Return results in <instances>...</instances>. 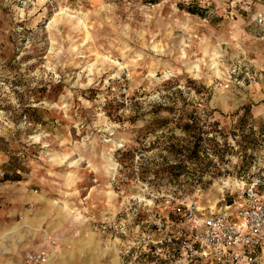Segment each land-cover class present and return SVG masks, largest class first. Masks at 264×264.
<instances>
[{"label": "rangeland", "instance_id": "1", "mask_svg": "<svg viewBox=\"0 0 264 264\" xmlns=\"http://www.w3.org/2000/svg\"><path fill=\"white\" fill-rule=\"evenodd\" d=\"M189 3L206 7L193 13ZM224 5L0 0V83H7L0 84V264H34L26 244L36 227L25 218L40 203L19 198L50 195L54 180L141 194L161 213H172L177 199L215 208L222 193L235 198L250 183L264 195V146L247 158L230 149L224 161L214 160L229 171L202 181L199 173L174 178L162 171L185 159L180 149H148L166 133L184 135L176 126L183 108L228 129L243 107L264 119L258 101L245 103V83L230 76L235 56ZM218 43L227 51L217 58L209 49ZM225 79L238 87L226 92ZM16 231V251L2 249L4 235Z\"/></svg>", "mask_w": 264, "mask_h": 264}, {"label": "crops", "instance_id": "2", "mask_svg": "<svg viewBox=\"0 0 264 264\" xmlns=\"http://www.w3.org/2000/svg\"><path fill=\"white\" fill-rule=\"evenodd\" d=\"M246 1L251 2L250 12H245L239 7L238 3ZM232 2L237 3L236 8L231 7ZM225 3L226 42L232 46V54L235 56L228 65H242L255 73L256 82L239 85V89L247 94L245 103L258 101L257 112L264 117V23L259 25L256 22L258 16L264 17V0H225ZM206 48L208 47L203 50ZM224 50L227 51L218 43L209 49V53L216 54L218 58ZM225 80L226 92L238 87L234 80ZM78 162L72 161V164H79ZM51 192L50 195L29 194L27 198H19V201L40 203L31 208V214L25 218L28 226L36 227L32 235L34 239L26 244L28 253L47 254L46 261L34 264H120L116 248L118 241L110 240L99 223L104 215L117 219L118 213L129 206L130 199L141 194L125 195L114 187L104 190L96 185H85L69 179L54 180ZM226 196L225 192L222 193L221 197L216 198L218 202L215 208H212L211 204L210 208L214 211L228 210L238 218L236 208L243 204V200L240 196ZM262 196L264 199L263 194ZM130 212L132 209L129 206ZM28 236L31 239V236ZM2 239V249L12 245L16 251L22 234L16 231L10 235L9 232ZM107 242L110 243L108 247ZM262 259L264 251L255 264H264Z\"/></svg>", "mask_w": 264, "mask_h": 264}, {"label": "built area", "instance_id": "3", "mask_svg": "<svg viewBox=\"0 0 264 264\" xmlns=\"http://www.w3.org/2000/svg\"><path fill=\"white\" fill-rule=\"evenodd\" d=\"M238 4L245 12L252 10L250 1ZM256 22L262 25L264 17ZM230 74H236L238 83L256 82L255 73L242 65H235ZM238 193L243 200L236 208L238 218L186 199H177L172 213H161L153 198L135 195L129 203L132 212L124 207L117 219L104 215L99 225L110 240L118 241L120 264H255L264 251V199L256 183L243 185ZM27 259L40 263L47 254L30 252Z\"/></svg>", "mask_w": 264, "mask_h": 264}, {"label": "trees", "instance_id": "4", "mask_svg": "<svg viewBox=\"0 0 264 264\" xmlns=\"http://www.w3.org/2000/svg\"><path fill=\"white\" fill-rule=\"evenodd\" d=\"M144 1L156 3L159 0ZM202 6L204 5L200 3L185 5L193 13L204 9ZM235 116L237 117L236 123L228 129L225 126L220 127V122L217 120L211 121L208 118H201L195 108L191 111L183 108L176 126L182 129L184 135L166 133L161 136L162 141L161 138H157L148 149L164 146L163 149H180L179 152H185L183 153L185 155L183 161L167 165L162 169L163 172L174 178L182 174L190 177L193 172L195 175L199 173V181H202L206 174L211 177H219L229 170H222L217 167V163L214 162L215 158L224 161V157L230 152V149H243V157H252L255 149H262L264 146V119H257L249 107L239 109ZM230 137L235 140V143L230 141ZM237 138L241 139L237 140ZM248 149L251 150L249 153ZM192 164L198 167L192 168ZM239 171H243V167ZM155 172L157 173L159 170ZM257 191L261 193L258 187Z\"/></svg>", "mask_w": 264, "mask_h": 264}]
</instances>
